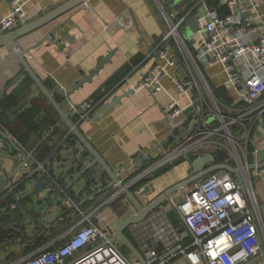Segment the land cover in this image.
Listing matches in <instances>:
<instances>
[{"label": "crops", "instance_id": "0c3cea01", "mask_svg": "<svg viewBox=\"0 0 264 264\" xmlns=\"http://www.w3.org/2000/svg\"><path fill=\"white\" fill-rule=\"evenodd\" d=\"M68 1L22 0L21 5L27 13L24 23L37 20ZM191 2H194V5L189 7ZM211 8L214 7L209 6L207 0H174L173 2L168 0H89L87 4L73 8L34 32L19 38L16 42L21 50L26 51V59L39 78L44 83H50L51 89H48L53 96L58 97L60 100L58 103L66 112L80 117L82 114H89L86 119L80 118L79 130L116 176L119 177L120 173H129L127 179L130 175L145 170L155 157L167 149L173 143V133L186 135L193 130L192 117L201 110V103L197 99L198 91L179 95L176 90L174 77L176 74L181 77L186 74V68L182 64L174 66L169 63V60L163 63L167 74L163 76L161 90L156 95L142 84L138 85L146 73L150 72L152 77L159 75V71L152 72L154 61L150 53L169 32L171 24L186 18L179 26L178 34L165 44L169 58L180 53V45L195 51L196 40L202 33L199 30L193 32L189 24L195 22V17L206 13ZM228 9L231 14L232 10ZM11 11L12 0H0V22L9 16ZM258 14H262L264 19V5L257 10L252 7H246L244 10V15L248 17ZM21 26L19 23L13 30ZM9 32L0 30V37ZM112 51L114 54L110 61L105 63L90 81L75 88L79 81H83L92 73L101 58L108 56ZM181 57H183L182 53ZM138 58L140 59L138 67L133 65L131 74L122 83L107 84L119 70L129 64L132 65V62ZM27 74L8 46H1L0 96L14 92L20 100L18 108L7 113L3 120L16 130H20L21 125L17 122L15 112L41 99L40 89L35 82L31 83L26 79ZM205 74L213 86H226L227 76L220 64L206 68ZM130 89H134V92L123 96L121 102L115 107L107 110L101 118H96L113 97L123 95ZM202 89L201 86L203 92L205 89ZM98 91L105 93V100L95 109L93 97ZM228 93L232 98L236 97L232 91L228 90ZM174 99L180 102L184 110L183 115L176 121L177 124L182 122V125L175 132L166 114L169 103ZM60 125L61 131L54 137L55 141L60 140L59 137L64 133V139L72 133L65 123ZM3 128L9 133L8 127ZM9 135L11 136L10 133ZM15 140L18 141L14 138ZM33 142H37V137L33 138ZM249 143L253 149L249 152L247 148V152L248 157L253 159L252 163L264 162V114L251 125ZM10 146L14 149V151L8 150L12 163L9 166L3 163V174L5 177L15 175L11 180L12 189L6 188L0 191V222L6 227L16 228L20 234H15L11 240L0 244V254L3 255L0 264L30 256L43 249H57L85 225H79L82 218L80 212L65 205L66 195L77 202L83 213L92 214L93 221L114 239L115 244L124 254H127L126 249L129 250V248L126 246L123 251L121 247L125 244L121 239L114 238V234L123 222L137 213V210L128 198L120 199V196L124 194L123 191L121 195L111 200L109 196L117 191V187L94 196L96 190L85 176L77 179L65 190L68 178L80 173L93 163L94 157L91 153L87 155L81 144L64 145L58 156L48 162V166L54 170V175H51L42 163L47 173L43 170L37 171L39 163L35 158L32 162L25 161V166H17L16 163L19 160L18 153L15 154V152L19 150L15 144L10 143ZM158 146L159 148L154 151L149 161L140 162L148 152ZM80 165L81 168H78ZM10 167L12 170L8 169ZM71 169L75 171L69 174ZM155 172L147 177H152ZM44 174L49 175L53 180L55 185H51L52 190H49L50 186H48L42 192L26 197L33 190L36 180ZM62 174L63 187H60L57 181ZM191 175V166L184 160L147 183L151 185L152 191L151 194L142 196L141 202L144 205L147 204L146 200L150 203L162 192ZM108 178L107 174L100 177L103 186H107ZM246 178L250 180L253 188V180H257V187L254 190L259 203L264 205V170H253L247 174ZM20 185L23 186L20 187ZM141 189L143 186L138 191ZM59 191L62 192L59 206L50 207L43 218L44 209L56 199ZM68 191L73 192V195L68 194ZM16 198H22L21 202L18 203ZM13 202L18 204L16 209L11 208ZM61 206L64 208L62 209ZM21 207L25 214L21 211ZM66 209L70 212L61 215ZM171 217L175 218V214H171ZM128 233L133 239L130 228Z\"/></svg>", "mask_w": 264, "mask_h": 264}, {"label": "built area", "instance_id": "2783aa9c", "mask_svg": "<svg viewBox=\"0 0 264 264\" xmlns=\"http://www.w3.org/2000/svg\"><path fill=\"white\" fill-rule=\"evenodd\" d=\"M21 1L12 0L11 14L0 22L2 32L24 24L27 13ZM216 1L226 5L232 13L220 14L211 8L194 18L202 33L196 40L195 51L180 45V53L169 58L165 44L178 34L179 26L186 19L183 18L171 24L169 32L150 53L154 61L152 72L160 73L152 77L149 72L142 85L156 95L167 74L163 63L169 60L174 66L182 64L186 74L174 77L176 90L179 95L198 91L201 110L192 117L196 122L193 130L173 137V143L145 170L130 180H126L129 173H120V181L129 189L166 165L182 159L191 166L201 153L214 155L221 148L231 154L233 166L249 164L250 127L264 114V19L262 14L248 17L244 10L246 7L259 9L264 0ZM216 64L222 66L227 76L226 89L236 94L232 104L219 101L210 87L205 69ZM193 68L198 70L199 77ZM201 86L209 93L210 102ZM183 113L176 99L166 110L171 125ZM88 117V113L81 115V119ZM235 127L239 128L238 132L234 131ZM14 143L19 148L20 166L34 160L32 152L18 141ZM38 170L47 173L41 163ZM249 172H242L243 183L227 170L212 172L190 189V185L179 188L145 220L132 224L129 228L133 241L144 261L124 254L114 239L93 221L92 214L83 213L77 202L66 195L65 205L79 211L82 215L79 225H85L57 249H43L5 264H264V220L258 196L246 178ZM10 183L8 188L12 189V181ZM121 192L117 189L109 200ZM17 207L16 202L11 203L12 209ZM173 213L175 218L171 217Z\"/></svg>", "mask_w": 264, "mask_h": 264}, {"label": "water", "instance_id": "95a60500", "mask_svg": "<svg viewBox=\"0 0 264 264\" xmlns=\"http://www.w3.org/2000/svg\"><path fill=\"white\" fill-rule=\"evenodd\" d=\"M89 0H69L65 4L59 6L55 10L49 12L48 14L38 18L37 20H34L30 23H24L22 26L18 29H15L9 33L4 34L0 37V47L1 46H8V48L15 54V57L19 60V62L22 64L24 71L28 73V75L32 78V80L35 82V84L40 89L41 93L48 99L50 104L54 107V109L58 112L60 116V121L53 127L50 128V130L45 131L44 137L42 140L39 141L40 145L45 139H47L55 129L60 125V123L64 122L69 130L76 136L78 141L92 154L94 157L93 163L86 168H84L80 173L72 176L71 178H68L66 180V187L65 190H67L72 183H74L77 179L81 178L82 176H85L94 186L96 192L94 194H100L105 192L106 190L117 187L119 190L123 191L125 196L130 200V202L134 205V207L137 210V213L130 216L125 222H123L119 227L116 233L114 234V238H119L122 240V242L131 250V252L134 254V256L144 261V257L136 244L131 240L127 234L125 233L129 227L134 223H140L143 220L147 218V216L152 212L154 209L162 205L166 199L173 194L176 190H178L181 187L192 185L195 182L199 181L203 177L207 176L208 174L220 170H227L229 172L234 173L240 182H244L243 178V171H253V170H264V162L262 163H249L244 164L243 167H237L233 166L231 164V154L225 150V149H218L217 152L213 155L211 153H201L198 158L194 160V162L191 164V172L192 175L181 181L177 184L173 185L172 187L168 188L164 192H162L160 195H158L154 200H152L148 205H144L141 200L138 198L136 193L132 192L129 188L125 186L120 181V178L116 176V174L111 170V168L107 165L103 157L97 152V150L93 147V145L89 142V140L82 134V132L79 130L76 124L73 123V121L70 118V113L66 112L61 105L58 103V101L55 99L53 94L50 92V90L46 87L44 82L39 78V76L36 74V72L32 69L29 62L26 59V51L21 50L19 46L17 45V40L29 33L34 32L38 28L44 26L45 24L49 23L50 21L54 20L55 18L61 16L62 14L72 10L73 8L82 5L87 4ZM169 2H173L174 0H168ZM191 30L193 32H197L199 30L197 24L195 22H191L189 24ZM114 52H110L108 56L101 58L99 64L93 69L92 73L87 76L83 81H79L75 88H78L83 85L84 82L90 81L92 77L103 67L105 63L110 61L112 55ZM149 73H146L143 76L142 81L138 86H140L145 78L148 76ZM134 92V89H130L125 94L120 96H115L112 98V100L107 103L104 108L101 110V112L96 116V118H101L102 114H104L107 110L113 108L116 106L117 103L121 102L123 96H127ZM1 98V96H0ZM87 104H85L86 106ZM189 119V118H187ZM196 124L195 121L191 123V126L194 127ZM182 125V122L176 123L173 125V131L179 129V127ZM181 132V131H180ZM0 136L4 140L9 141L11 144H15L11 139L8 137V135L1 129L0 127ZM184 136V135H181ZM172 137L177 138L176 134H172ZM16 146V145H15ZM38 147V146H37ZM16 148L19 150V148L16 146ZM159 148H155L154 150H151L148 152L147 155H145L140 162L149 161L153 157L154 151H156ZM33 153V152H32ZM138 162V163H140ZM104 174L108 175V180H106L107 186H103V182L100 181V177H102ZM15 174L9 177H5L3 174V161L0 158V191L3 189H6L10 187V182L13 179ZM49 185H55L51 177L47 174H44L41 178H38L36 180V183L34 184L33 190L26 195V197L33 196L35 194H38L44 190L45 187H48ZM148 185V184H146ZM62 192L59 191L56 199L47 206L43 211V218L46 215L48 209L52 207L53 205L59 206L60 204V198H61ZM92 196V198L94 197ZM17 202L20 203L22 198H16ZM63 209L64 207L61 206ZM21 211L25 214V211L21 207ZM70 212L69 209H66L64 213L61 215H64L65 213ZM260 212L262 215V219L264 220V205H261L260 203ZM41 221V220H38ZM15 234H20L18 230L14 227H6L3 225L2 222H0V244L6 243L9 240H11Z\"/></svg>", "mask_w": 264, "mask_h": 264}, {"label": "trees", "instance_id": "16d2710c", "mask_svg": "<svg viewBox=\"0 0 264 264\" xmlns=\"http://www.w3.org/2000/svg\"><path fill=\"white\" fill-rule=\"evenodd\" d=\"M207 3L209 6L214 7L218 9L219 13L226 14L229 13L230 10L220 5V3L216 0H207ZM194 5V2H191L189 7H192ZM140 63V59H136L132 62V65L129 64L125 67H123L119 72L116 73V75L111 79V82L107 83L110 85V83H113L114 85H118L124 81V79L131 74L133 70V65H137L138 67ZM26 79H28L31 83H34L32 78L27 74ZM47 88L51 89V85L49 82L44 83ZM210 87L213 91V94L219 101L222 103H225L227 105L233 103L232 97L229 95L228 90L224 86L216 87L213 86L210 82ZM57 101H60L57 96H54ZM105 98V93L103 91H98L94 97H93V106L99 107L103 102ZM19 97L14 92L5 93L0 98V124L3 127H8L9 133L19 141L20 144H22L25 148L34 150L33 156L37 160L38 163H42L45 167V169L48 171L49 174L54 175V170L48 166V162L52 161L58 154L60 153L61 149L64 147V145H79L81 144L76 136L74 134H69L64 139V134L60 136V140L55 141L54 137L59 134L61 131V125H59L53 134H51L47 139H45L40 145L39 141L42 140L44 137L45 131L50 130L51 127L55 126L60 121V116L58 112L54 109V107L50 104L48 99L41 93V99L40 101L33 102L30 106L26 108H21L17 112H15L17 122L21 125L20 130L13 129L5 120H3V117H6V114L9 112H13L15 109L19 106ZM70 118L73 121L74 124L79 127L80 116L79 115H71ZM64 123V122H62ZM235 132L239 131L238 127L234 128ZM37 137V142H33V138ZM82 145V144H81ZM38 146V147H37ZM85 153L87 155H90V152L82 145L81 146ZM36 148V149H35ZM252 145L248 144V150L249 152H252ZM248 160L250 163H252L253 159L252 157H248ZM184 160H179L174 165H167L159 170H157L152 177H145L141 180L137 181L134 185L130 187V190L134 193L138 191L139 188L146 185L150 181H152L154 178L159 177L175 167L176 165H179ZM38 167V164H37ZM78 168H81V165L78 166ZM75 170L71 169L68 173L71 174ZM39 173L37 172V175ZM137 173H134L130 175L126 180L132 179ZM63 174L61 177H59V181H57L58 185L60 187H63ZM23 186V185H22ZM20 185V187H22ZM68 194L73 195V192L68 191ZM120 199H127L125 194H122L120 196ZM127 236L133 240L128 233V230L125 232ZM134 242V241H133ZM125 245L121 247V249L124 251Z\"/></svg>", "mask_w": 264, "mask_h": 264}, {"label": "rangeland", "instance_id": "374dc122", "mask_svg": "<svg viewBox=\"0 0 264 264\" xmlns=\"http://www.w3.org/2000/svg\"><path fill=\"white\" fill-rule=\"evenodd\" d=\"M200 69H202V68H200ZM193 70H194L195 74L198 76V74H197L198 73V70L196 68H193ZM203 92L205 93V98L208 99V101L210 102V97H209V93L207 92V90L205 89V90H203ZM0 127L8 135V137L12 141H14V138L12 137V135L10 136L9 133L7 132V130L5 128H3L1 124H0ZM9 149L12 150V151H14V149L12 148V146H10V143L7 140H4L3 138H1V136H0V158L3 161V163L5 162V164H4L5 166H9V164L12 163L10 154L8 153V150ZM26 150L29 151V152L32 151L31 149H26ZM10 153H11V151H10ZM16 153L19 154V152H17V150H16L15 154ZM11 154L14 155L13 153H11ZM31 162H32V160H31ZM29 164H31V163H29ZM16 165L17 166L20 165L19 161L16 163ZM8 169H11L12 170L11 167L8 168ZM253 184H254V188L256 189V187H257V180L254 179L253 180ZM190 187H192V185H190L188 187V189H190ZM151 191H152V187H151L150 184L144 185L143 186V189H141L140 191H137L136 192V195L138 196L139 199H141L142 196H146V195L151 194ZM145 202H147V204L149 203L147 200ZM147 204H145V205H147ZM126 251H127V254L126 255L129 258L133 259L134 258V254L131 251H129L128 249H126ZM1 258H3V255L2 254H0V259Z\"/></svg>", "mask_w": 264, "mask_h": 264}]
</instances>
